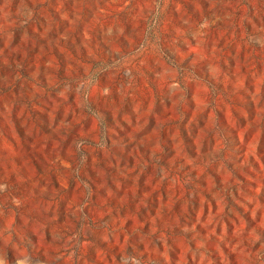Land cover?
Returning a JSON list of instances; mask_svg holds the SVG:
<instances>
[{
  "label": "rangeland",
  "instance_id": "rangeland-1",
  "mask_svg": "<svg viewBox=\"0 0 264 264\" xmlns=\"http://www.w3.org/2000/svg\"><path fill=\"white\" fill-rule=\"evenodd\" d=\"M0 264H264V0H0Z\"/></svg>",
  "mask_w": 264,
  "mask_h": 264
}]
</instances>
